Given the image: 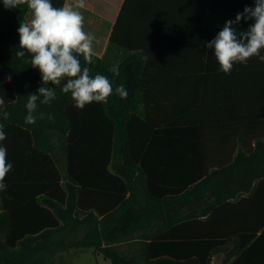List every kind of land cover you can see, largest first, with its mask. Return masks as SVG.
<instances>
[{
  "label": "trees",
  "instance_id": "1",
  "mask_svg": "<svg viewBox=\"0 0 264 264\" xmlns=\"http://www.w3.org/2000/svg\"><path fill=\"white\" fill-rule=\"evenodd\" d=\"M64 2L51 0L57 8ZM245 7H254V0H212L198 20V37L214 38ZM27 12L26 5L5 9L0 0V97L5 99L0 124L6 132L0 146L13 165L5 177L7 189L0 191V264H55L59 253L72 249H93L111 264H211L214 254L236 243L235 200H259L254 232L263 229L264 142L209 166L207 145L194 142L188 132L185 108L162 111L161 126H146L149 111L139 109L148 100L144 75L158 66L151 63V49H133L117 38L121 16L103 58L92 55L88 65L74 55L91 76H106L114 90L123 84L127 98L113 91L106 103L94 101L80 110L71 93L62 92L65 77L59 86L49 82L55 100L38 102L35 114L45 117L26 124L27 95L42 86L30 54L15 55L22 50L17 29ZM252 23L241 20L234 27L244 31ZM177 35L186 38L185 32ZM113 51L124 53L116 64L107 58ZM113 65H119V76L111 72ZM185 66L173 64L174 75H185ZM5 110L11 114L7 120ZM152 130L160 151L154 162ZM227 207L232 212L219 219V208ZM238 240L244 250L251 239ZM232 258L228 254L225 264Z\"/></svg>",
  "mask_w": 264,
  "mask_h": 264
},
{
  "label": "crops",
  "instance_id": "2",
  "mask_svg": "<svg viewBox=\"0 0 264 264\" xmlns=\"http://www.w3.org/2000/svg\"><path fill=\"white\" fill-rule=\"evenodd\" d=\"M212 0H84L79 9L84 16V31L92 34L93 56L103 58L110 44L114 28L121 16L117 38L133 49H151V63L155 66L145 77L144 91L147 104L141 103L140 112L149 111L146 126L159 127L162 111L185 108L188 132L194 142L207 145V162L215 166L219 160L233 159L243 150L264 142V62L250 58L247 66L234 64L231 74L221 72L214 50L206 46L214 38L198 37L197 23L207 15ZM223 3L226 0H213ZM74 0H65L72 4ZM31 19L28 10L26 21ZM186 33V38L177 35ZM264 54V49L261 50ZM122 55L124 53L122 52ZM185 63V75H174L173 64ZM178 96L181 97L179 101ZM142 120V118H141ZM172 123V118H171ZM188 133V134H189ZM151 153L154 162L159 148L154 143L156 130L150 132ZM153 144V145H152ZM12 153H9L11 156ZM235 228H239L235 244L214 254L225 264H264V227L254 232L259 223V200L234 201ZM228 206V205H227ZM232 207L219 208V219L227 218ZM201 221H208L207 217ZM243 228L244 231L243 232ZM255 233V234H254ZM249 236L250 243L239 249V236ZM87 259L83 261V255ZM211 259V264H215ZM111 264L93 249H72L58 254L55 264Z\"/></svg>",
  "mask_w": 264,
  "mask_h": 264
},
{
  "label": "clouds",
  "instance_id": "3",
  "mask_svg": "<svg viewBox=\"0 0 264 264\" xmlns=\"http://www.w3.org/2000/svg\"><path fill=\"white\" fill-rule=\"evenodd\" d=\"M5 9L12 10L27 6L31 19L20 22L17 29L19 35V49L15 55L25 57V50L30 54V64L41 73L42 86L35 93H29L25 108L26 124H35L38 118L43 119L44 113L39 117L35 114L39 104L48 105L57 98L52 85H61L62 78H69L62 86V92L71 93L74 106L83 110L85 105L92 102H107L113 91L121 99H126L128 92L123 84L115 90L110 80L100 74L90 75L91 69L82 68L83 57L86 64L94 63L92 59L93 41L95 37L84 31V16L79 11L85 7L84 0H74L72 4L63 7H54L51 0H2ZM241 20H253L247 30L239 31L235 24ZM206 46L213 49L220 71L226 75L231 74L234 64L247 66L250 58L257 57L264 62V0H254V7H245L238 13L235 20H228L222 30ZM111 72L119 76V65H113ZM5 107V99L0 97V110ZM3 118L10 117L8 111H3ZM47 118L54 121V116L48 114ZM4 125L0 124V142L6 140ZM7 148L0 146V191L7 189L5 177L13 168L7 161Z\"/></svg>",
  "mask_w": 264,
  "mask_h": 264
},
{
  "label": "rangeland",
  "instance_id": "4",
  "mask_svg": "<svg viewBox=\"0 0 264 264\" xmlns=\"http://www.w3.org/2000/svg\"><path fill=\"white\" fill-rule=\"evenodd\" d=\"M122 56H123V55H122L121 52H119V51H113L111 54H109V55L107 56V58H108V61H109V62H111L112 64H116L117 61L120 60ZM55 145H56V143H55ZM59 172H60L61 176L64 175V163H63V161H61L60 164H59ZM80 258H82L83 261H84L85 259H87V256L84 254L82 257L80 256ZM212 261H213L215 264H219L220 261H221V257H219V256L217 255V256H215V257L212 259ZM57 264H58V262H57ZM84 264H86V263H84Z\"/></svg>",
  "mask_w": 264,
  "mask_h": 264
}]
</instances>
